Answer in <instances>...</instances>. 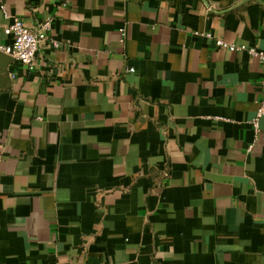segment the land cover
I'll return each mask as SVG.
<instances>
[{
	"label": "crops",
	"instance_id": "obj_1",
	"mask_svg": "<svg viewBox=\"0 0 264 264\" xmlns=\"http://www.w3.org/2000/svg\"><path fill=\"white\" fill-rule=\"evenodd\" d=\"M13 18L60 47L0 56V264H264V66L215 44L264 51V0H0L2 43Z\"/></svg>",
	"mask_w": 264,
	"mask_h": 264
},
{
	"label": "built area",
	"instance_id": "obj_2",
	"mask_svg": "<svg viewBox=\"0 0 264 264\" xmlns=\"http://www.w3.org/2000/svg\"><path fill=\"white\" fill-rule=\"evenodd\" d=\"M4 14L7 16L4 7L2 6ZM52 30V20L47 19L40 25L37 31L31 30L23 22L21 18H13L12 23L4 30V37L10 39L9 43H2L0 41V54L11 57L13 60L20 62L25 68L32 72L36 67V60L41 46L50 41L54 48L60 47V43L49 40V34ZM125 32L122 33V40L124 41ZM208 38H212L211 34H207ZM215 44L218 48L228 50L234 53H247L252 58L257 59L264 66V51L255 47L246 45H236L225 42L223 40H216ZM133 72L134 70H130ZM264 88V83H263ZM264 120V90L262 98L259 101V107L256 116L253 118L251 124L258 134L261 129V123ZM252 146L249 148L251 151Z\"/></svg>",
	"mask_w": 264,
	"mask_h": 264
},
{
	"label": "water",
	"instance_id": "obj_3",
	"mask_svg": "<svg viewBox=\"0 0 264 264\" xmlns=\"http://www.w3.org/2000/svg\"><path fill=\"white\" fill-rule=\"evenodd\" d=\"M0 56H4V54H0ZM6 56V55H5ZM7 58H9L8 60L10 61V60H13L11 57H9V56H6ZM7 60V61H8Z\"/></svg>",
	"mask_w": 264,
	"mask_h": 264
}]
</instances>
